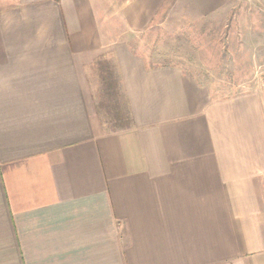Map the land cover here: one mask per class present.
<instances>
[{
  "label": "crops",
  "instance_id": "obj_1",
  "mask_svg": "<svg viewBox=\"0 0 264 264\" xmlns=\"http://www.w3.org/2000/svg\"><path fill=\"white\" fill-rule=\"evenodd\" d=\"M166 1L0 0V264H264V91L139 50Z\"/></svg>",
  "mask_w": 264,
  "mask_h": 264
},
{
  "label": "rangeland",
  "instance_id": "obj_2",
  "mask_svg": "<svg viewBox=\"0 0 264 264\" xmlns=\"http://www.w3.org/2000/svg\"><path fill=\"white\" fill-rule=\"evenodd\" d=\"M200 14L192 0H167L151 29L128 39L138 45L148 42L156 61L180 64L213 96L264 91V0H233L208 17ZM139 50H144L141 45ZM95 91L102 92L100 81ZM109 96L123 112L121 97L113 92Z\"/></svg>",
  "mask_w": 264,
  "mask_h": 264
},
{
  "label": "trees",
  "instance_id": "obj_3",
  "mask_svg": "<svg viewBox=\"0 0 264 264\" xmlns=\"http://www.w3.org/2000/svg\"><path fill=\"white\" fill-rule=\"evenodd\" d=\"M99 65L101 66V70L103 71V72H105L106 71V76H108V79H112L113 81H115V78H114V76H112V73H111V71L109 70V68H107V70L103 67V63H101V61L99 62ZM112 85L113 84H111V83H109L108 82V93L110 94L111 93V89H113L115 92H116V90H115V88H112Z\"/></svg>",
  "mask_w": 264,
  "mask_h": 264
}]
</instances>
